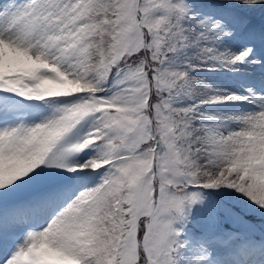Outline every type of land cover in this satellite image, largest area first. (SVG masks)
Listing matches in <instances>:
<instances>
[{
  "label": "snow or ice",
  "instance_id": "obj_1",
  "mask_svg": "<svg viewBox=\"0 0 264 264\" xmlns=\"http://www.w3.org/2000/svg\"><path fill=\"white\" fill-rule=\"evenodd\" d=\"M0 264H264V0H0Z\"/></svg>",
  "mask_w": 264,
  "mask_h": 264
}]
</instances>
